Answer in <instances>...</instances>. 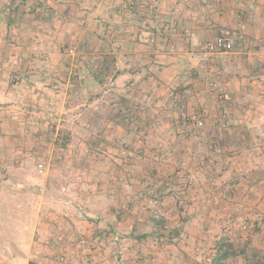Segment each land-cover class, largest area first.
I'll return each mask as SVG.
<instances>
[{
	"label": "rangeland",
	"instance_id": "374dc122",
	"mask_svg": "<svg viewBox=\"0 0 264 264\" xmlns=\"http://www.w3.org/2000/svg\"><path fill=\"white\" fill-rule=\"evenodd\" d=\"M16 1L27 3L25 11L19 8L25 18L7 27L5 13L14 6L0 0V88L11 84L29 100L16 103L23 111L17 109L19 123L4 134L13 148L4 156L10 166L18 159L31 177L25 185L7 186L39 195L40 264H49L43 251L45 239L58 231L56 222L65 235L80 225L86 237L105 244L106 264H264V118H254L256 111L264 113V85H248L256 72L264 73V0H224L212 7L217 19L231 18L234 42L212 62L194 57L199 49L190 46L200 48L203 40L182 35L170 16L176 0H167V8L163 0L124 2L116 8L128 19L119 21L106 0L102 6L90 0L69 6ZM185 1L184 8L198 7ZM151 34L149 42L139 40ZM128 47L174 50L149 58L184 65L177 82L161 89L166 100L135 91L127 97L123 86L109 94L113 53ZM195 66L204 71L195 76ZM95 74L105 85L91 82ZM28 82L34 89L25 93ZM102 88L108 92L98 100ZM39 91L42 101L35 102ZM182 105L190 118H203L202 128L183 126ZM144 111L159 117L146 121ZM232 128L226 136L224 129ZM127 157L139 159L134 168L123 161ZM148 159L151 164L142 163ZM4 167L0 174H11ZM135 170L136 180L147 175L148 181L132 188L127 180ZM189 174L198 182H189ZM50 212L56 219H49ZM147 231L154 237L135 238ZM159 237L163 248L153 244Z\"/></svg>",
	"mask_w": 264,
	"mask_h": 264
},
{
	"label": "crops",
	"instance_id": "0c3cea01",
	"mask_svg": "<svg viewBox=\"0 0 264 264\" xmlns=\"http://www.w3.org/2000/svg\"><path fill=\"white\" fill-rule=\"evenodd\" d=\"M14 1V2H13ZM73 0H31L29 3L32 6L35 5H51V6H57L64 5L69 6L68 4ZM83 2H88V0H82ZM94 3V5L102 6L104 0H90ZM10 2L12 3V6L15 7V5L23 4L24 2H18L16 0H9L8 5H10ZM60 2V3H58ZM132 3L134 5L147 2V0H106V3H108L109 6H115L114 13H110V16L115 18V21L121 20L122 17L125 19H128V14L120 13V9L116 8L122 5V3ZM176 11H172L171 15L172 18H175L174 22L177 27L180 28V33L182 35L186 36L187 38L190 37L194 41L203 40V42L206 39H213L218 34L214 35V30H219L220 32H224L229 35L231 27V18L224 16L223 17H215V13H212L214 11L215 5L219 6L220 3H223L224 0H191V4L194 5V2H197L198 4H195V8L190 7L189 9L184 8V2L185 0H176ZM169 1L163 0L162 7L167 8V5ZM27 6V3H24ZM190 4V3H188ZM71 5V4H70ZM11 6V7H12ZM152 6V5H150ZM162 8V9H163ZM183 9H186L183 11ZM213 10V11H212ZM2 11V8H0V13ZM165 11V10H164ZM189 11V12H188ZM232 11V10H231ZM166 12V11H165ZM190 13L191 15H188ZM233 13V11H232ZM5 23L7 27H10L7 24V21L9 19V13H5ZM146 14V13H145ZM166 14H169L166 13ZM1 15V14H0ZM3 15V14H2ZM147 15V14H146ZM24 14L22 13V18L18 19L17 22L24 20ZM146 18V17H145ZM144 18V19H145ZM225 18V19H224ZM188 20V21H187ZM177 28V29H179ZM117 29V28H116ZM213 34V36H211ZM211 36V37H210ZM118 38H120L117 35ZM159 46V45H158ZM161 46V45H160ZM190 49H199V46H190ZM171 53H174V50L170 51H164L163 49H152V50H144L140 48H126L125 51L119 52L116 50L114 51L113 58L116 60L115 63V72L112 75V77L109 78L110 87H109V94L112 96H116V92H119L120 90L117 89V87L123 86L124 94H126L127 97L131 96V92L135 91V93H144L143 95L149 96L150 98H154V100H166L167 94L164 93L163 98L159 95L163 91L164 87L168 89V86L171 84H174L177 82V79H179L182 76V73L184 71L183 64L180 60V57L178 56L179 62L176 61L175 63H170L169 61L170 56L165 61L160 60H154L156 63L149 60V58L157 57V56H166L170 55ZM151 54V55H150ZM155 54V55H152ZM175 54V53H174ZM176 54L180 55L182 52H176ZM104 57V56H102ZM139 58V59H138ZM136 60V61H135ZM138 61V62H137ZM133 64V65H132ZM215 66V65H214ZM201 66H195V70H193V74L196 76L199 74V72L204 71ZM262 70H264V65L262 64ZM253 72L254 70L251 69ZM251 73V72H250ZM254 73V72H253ZM252 74V73H251ZM254 75V74H252ZM245 77V76H244ZM255 79H253L249 84L255 87L256 82H258V86L264 85V73H255ZM101 79H99V76L95 74L92 77V81L95 84L103 85L104 82H100ZM245 83V82H242ZM33 83L28 82L27 85H24L25 93L30 91V88H33ZM105 85V84H104ZM1 86V82H0ZM11 84H9V87H6V90H1L0 88V103L2 106H0V110L3 109V111H0V166L11 167V174L1 173L0 174V264H40L41 260V254L36 250L38 247V242L35 240V231L38 227V215H39V195L34 194L33 192H25L22 190L12 189L9 188L7 185L8 183L17 182V185L20 186L27 184V181L30 180V176L28 175L27 170L25 167H23V164L19 162L17 159L15 162V166L8 165L9 163L5 160V157L8 154V150H12L13 148H9L10 141H5L4 137L5 133H10L11 129L17 125L18 122V113L16 112L17 109H21L19 105H16L18 100L27 99L26 95L24 94L21 96L18 91H16ZM264 87V86H263ZM37 88V87H36ZM41 87H39L37 90H40ZM104 88L101 90L103 91ZM140 89L142 91H140ZM161 91V93H160ZM108 92V89H104L103 93L98 95L96 99L100 100L104 93ZM37 96L35 97V102L38 100L42 101L43 97L42 94H40V91L37 92ZM149 94V95H148ZM160 96V97H157ZM29 100V99H27ZM14 103V104H13ZM23 111V109H21ZM40 110V108H38ZM152 110V109H151ZM147 111V109H146ZM144 111L141 115L142 117L145 115V120H148V115H151V118H158L159 115L155 114L153 115V112L149 111L148 113ZM254 115L255 119L264 118V113L261 112H255ZM8 114V115H4ZM21 115V112H19ZM108 119L106 116H101V119ZM145 121V123H146ZM18 122V123H17ZM119 127V125H115ZM258 128V127H257ZM114 130V126H113ZM235 128H232L230 130L224 129V134L226 136L233 133ZM107 134V130H105ZM9 138V137H8ZM227 138V137H226ZM237 139V138H236ZM168 149V147L165 145L164 148ZM169 149H173V147H169ZM6 155V156H4ZM24 154L18 156L23 157ZM119 161L120 159H116ZM137 158H125L123 161L127 162L129 167H133V164H136L138 162ZM146 161V160H145ZM142 162L143 164H151L150 159H148L147 163ZM121 162V161H120ZM7 171V168L5 169ZM134 170V169H133ZM13 173V174H12ZM136 173V170L133 171V174H128V176H131L127 180V184L130 186L132 185V188L138 187L136 184H139L141 182V185L143 183H146L148 181V176L143 175L141 178V181L136 180L134 174ZM122 196V195H121ZM129 197V196H127ZM123 198V196H122ZM42 249V248H41Z\"/></svg>",
	"mask_w": 264,
	"mask_h": 264
},
{
	"label": "built area",
	"instance_id": "2783aa9c",
	"mask_svg": "<svg viewBox=\"0 0 264 264\" xmlns=\"http://www.w3.org/2000/svg\"><path fill=\"white\" fill-rule=\"evenodd\" d=\"M151 35L140 37V41L147 43L152 38ZM234 47L233 39L230 35L223 33L217 35L213 39H207L200 43V48L198 53L194 54V57L198 60L204 62H212L217 59L220 55L229 53ZM188 89L182 91L183 96L189 94ZM185 106H181L180 116L183 126L188 125V123H193L195 128L203 127V118L200 115L189 117L184 112ZM45 170V164L39 162L37 165V171L42 173ZM188 181L191 183H197L198 180L194 174L188 175ZM49 219H56L53 212L49 213ZM157 217V216H156ZM56 231L55 234L45 239V249L43 254L49 261V264H106L107 248L105 244L101 242H94L90 238L86 237L82 231H80V225L75 227V231L69 236L60 232L62 228L55 224ZM246 225L243 224L242 228ZM166 228V227H165ZM156 247L163 248L164 238L159 237L153 241ZM154 261L155 258H152Z\"/></svg>",
	"mask_w": 264,
	"mask_h": 264
},
{
	"label": "trees",
	"instance_id": "16d2710c",
	"mask_svg": "<svg viewBox=\"0 0 264 264\" xmlns=\"http://www.w3.org/2000/svg\"><path fill=\"white\" fill-rule=\"evenodd\" d=\"M14 2V1H13ZM13 2H10V5H12ZM23 8V11H25L26 9V5L23 3L21 5L17 4L15 5V7L11 8L10 13H9V19L7 21V24L9 26H11L12 24H14L15 22L18 21V19L22 18V12H19V8ZM154 237L155 234L151 233L150 231H147L146 233H143L142 235H138L137 237H135L136 239L142 240L145 237ZM163 235V233H161Z\"/></svg>",
	"mask_w": 264,
	"mask_h": 264
}]
</instances>
